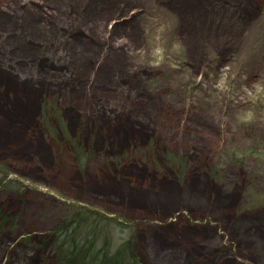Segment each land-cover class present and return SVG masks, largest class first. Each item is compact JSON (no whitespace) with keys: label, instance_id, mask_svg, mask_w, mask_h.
<instances>
[{"label":"rangeland","instance_id":"374dc122","mask_svg":"<svg viewBox=\"0 0 264 264\" xmlns=\"http://www.w3.org/2000/svg\"><path fill=\"white\" fill-rule=\"evenodd\" d=\"M0 165V264H60L70 202L143 264H264V0H0Z\"/></svg>","mask_w":264,"mask_h":264},{"label":"trees","instance_id":"16d2710c","mask_svg":"<svg viewBox=\"0 0 264 264\" xmlns=\"http://www.w3.org/2000/svg\"><path fill=\"white\" fill-rule=\"evenodd\" d=\"M42 107L41 119L48 133L55 134V129L58 128L62 136V130L68 136L59 108L51 105L48 100ZM63 138L66 140V137ZM65 144L72 155L78 157L80 154L83 160L88 159L79 140L68 139ZM163 158L175 170L183 171L187 165L185 156L169 151L163 154ZM83 160L78 163L83 164ZM0 171L4 174L0 178V189H9L12 192L21 190L20 185L24 183L17 178L9 179L8 174L2 169ZM115 229H120L121 233L126 232L129 236L117 237L114 234ZM137 231V224L121 214H110L93 206L70 202L67 212L45 237L49 244H53L54 256L60 264H143Z\"/></svg>","mask_w":264,"mask_h":264}]
</instances>
